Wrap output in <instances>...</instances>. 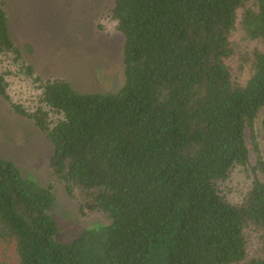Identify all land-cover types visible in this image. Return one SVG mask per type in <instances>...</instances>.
Instances as JSON below:
<instances>
[{"label":"trees","instance_id":"obj_1","mask_svg":"<svg viewBox=\"0 0 264 264\" xmlns=\"http://www.w3.org/2000/svg\"><path fill=\"white\" fill-rule=\"evenodd\" d=\"M105 17L122 84L86 94L34 73L0 0V100L80 216L106 218L57 241L52 187L0 158V264H264V0H111Z\"/></svg>","mask_w":264,"mask_h":264},{"label":"rangeland","instance_id":"obj_2","mask_svg":"<svg viewBox=\"0 0 264 264\" xmlns=\"http://www.w3.org/2000/svg\"><path fill=\"white\" fill-rule=\"evenodd\" d=\"M3 1L10 13L14 42L36 75L65 80L80 93L119 90L123 39L105 17L111 0ZM12 85L14 102L26 104L25 88L16 82ZM50 153L45 137L0 100V158L13 163L23 177L52 187L56 240L70 241L81 231L102 225L106 218L101 213L80 216L75 201L63 194L62 185L50 172Z\"/></svg>","mask_w":264,"mask_h":264}]
</instances>
